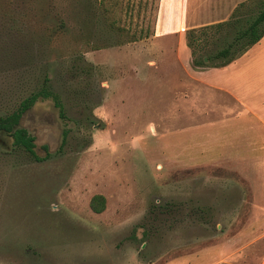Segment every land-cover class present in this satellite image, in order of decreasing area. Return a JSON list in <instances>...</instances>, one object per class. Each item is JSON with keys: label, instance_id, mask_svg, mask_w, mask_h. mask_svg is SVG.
Masks as SVG:
<instances>
[{"label": "rangeland", "instance_id": "374dc122", "mask_svg": "<svg viewBox=\"0 0 264 264\" xmlns=\"http://www.w3.org/2000/svg\"><path fill=\"white\" fill-rule=\"evenodd\" d=\"M262 1L187 0L182 43L167 35L143 48L163 21L164 0H0V118L45 91L16 125L32 136L38 159L0 129V264H121L120 248L144 256L175 236L211 233L233 174L217 161L180 164L181 129L188 145L215 134L181 122L174 96L185 73L170 63L192 59L186 30L198 35L249 16ZM260 40L231 67L259 76ZM148 60L160 64L146 69ZM206 62L205 70L215 67ZM95 193L105 197L100 213L88 206Z\"/></svg>", "mask_w": 264, "mask_h": 264}, {"label": "crops", "instance_id": "0c3cea01", "mask_svg": "<svg viewBox=\"0 0 264 264\" xmlns=\"http://www.w3.org/2000/svg\"><path fill=\"white\" fill-rule=\"evenodd\" d=\"M163 5V21L154 26L143 48L155 45L154 39L167 35L182 43L187 0H164ZM258 49L254 60L264 64V42ZM158 64L148 60L144 66L156 69ZM170 64L181 66L185 73L182 90L174 96V103L180 102L181 122H191L193 133L215 134L212 142L188 145L187 131L181 129L184 140L179 148L184 155L180 164L221 162L225 165L221 167L233 174L230 181L234 183L224 190L231 191V199L219 206L211 233L191 241L183 235L175 236L162 251L144 256L137 250L123 253L120 248L115 260L122 258L121 264H264V203L255 201L257 197L264 198V71L253 77L250 67L243 71L240 66L231 67L229 62L210 69L211 75L226 71L221 79L211 80L206 76L208 69L191 60ZM201 118L204 122L198 124ZM215 190L220 191L218 186ZM202 225L199 228L205 229L206 225ZM173 249H177L176 253L168 255Z\"/></svg>", "mask_w": 264, "mask_h": 264}, {"label": "trees", "instance_id": "16d2710c", "mask_svg": "<svg viewBox=\"0 0 264 264\" xmlns=\"http://www.w3.org/2000/svg\"><path fill=\"white\" fill-rule=\"evenodd\" d=\"M104 1L99 0L100 3ZM241 5L239 4V7ZM258 5L253 14L238 16L233 20L203 26L198 35H195L193 28L186 30V45L190 50L192 63L194 65H204L208 64L206 61H212L211 63L215 67L224 66L248 47L255 44L264 34V2H259ZM116 28L123 29L119 26H116ZM206 44H211L214 48L210 53L196 57L195 53L203 49ZM97 48V46L90 47L91 50ZM203 58H206V60L204 61ZM39 91L41 92L32 93L21 100L14 111L0 118V129L10 132L13 143L23 148L35 159H38V157L34 154L32 136L24 128L16 125L22 112L32 104L38 95L45 92L44 90ZM41 96H45V93ZM54 104L58 106L56 101H54ZM88 206L92 212L100 213L105 206V197L100 193L91 195L88 200Z\"/></svg>", "mask_w": 264, "mask_h": 264}, {"label": "water", "instance_id": "95a60500", "mask_svg": "<svg viewBox=\"0 0 264 264\" xmlns=\"http://www.w3.org/2000/svg\"><path fill=\"white\" fill-rule=\"evenodd\" d=\"M203 60L205 61V60H206V58H203Z\"/></svg>", "mask_w": 264, "mask_h": 264}]
</instances>
